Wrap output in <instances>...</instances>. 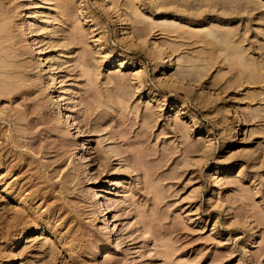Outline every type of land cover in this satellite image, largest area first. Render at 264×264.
I'll use <instances>...</instances> for the list:
<instances>
[{"label":"rangeland","instance_id":"374dc122","mask_svg":"<svg viewBox=\"0 0 264 264\" xmlns=\"http://www.w3.org/2000/svg\"><path fill=\"white\" fill-rule=\"evenodd\" d=\"M180 2L0 0V264H264V6Z\"/></svg>","mask_w":264,"mask_h":264},{"label":"bare ground","instance_id":"6f19581e","mask_svg":"<svg viewBox=\"0 0 264 264\" xmlns=\"http://www.w3.org/2000/svg\"><path fill=\"white\" fill-rule=\"evenodd\" d=\"M161 1L163 2V5H164V4H165V5H166V4L168 5V3H169V4H171V3H172V4H175V3L177 4L178 1H179V2L182 1V3L184 4L183 1H185V0H166V2L163 1V0H161ZM161 1L159 0L160 3H161ZM193 1H194V3H189V2H192V1H191V0H190V1L188 0V1H187V0H186V2H188V3H186V2H185V3H186V5H188L189 9H190V7H191V4L194 5L195 2H196V1H199V0H196V1L193 0ZM200 1H201V2H200ZM200 1H199V3H198L199 5L197 4L198 6H197V5H196V6H197V8L199 7V8L201 9V8L203 7L202 9H204V7H205L204 5H206V4H208V5H209V4H213V2H211V1H214V0H210V1L207 0L208 2H207V1H203V0H200ZM202 1H203V4H204L203 6H202ZM217 1H219V0H215V1H214V4H216V8H218L217 6H219V5H220V6H223L222 11L225 13V11L228 10V8H227L226 6L224 7V5H227L228 3L221 5V3H222V2H221L219 5H217V4L219 3V2L217 3ZM220 1H222V0H220ZM227 1H229V4L231 3L232 7H230V8H231V10H232V8H233V11H234V10L236 11V9H234L235 6L233 7V4H234L233 1H235V3L237 2L238 5H239V4H240V5L243 4V5H244V6H243L244 8H243L242 6H240V9L243 8V9H241V10H242V11H245V12H246V11H249V10H250L251 12H253V11L259 10L260 8L263 9V6H264V0H231L232 2H230V0H225V2H227ZM205 2H206V3H205ZM209 2H211V3H209ZM180 3H181V2H180ZM200 3H201V4H200ZM223 3H224V1H223ZM232 3H233V4H232ZM172 4H171V5H172ZM189 4H190V5H189ZM214 4H213V6H214ZM229 4H228V6H231V5H229ZM237 4H236V5H237ZM160 5L162 6V3H161ZM165 5H164V6H165ZM178 5H179V3H178ZM186 5H184V6H186ZM238 5H237V6H238ZM172 6H174V5H172ZM181 6L183 7V5H180V8H182ZM196 6H195V7L192 6V7H193L194 9H196ZM200 6H201V7H200ZM209 6H210V5H209ZM166 7H167V6H166ZM175 7H178V6L175 5ZM186 7H187V6H186ZM192 7H191L190 11L193 10ZM221 8H222V7H221ZM236 8H239V7H236ZM178 9H179V8H178ZM189 9H188V10H189ZM202 9H201V10H202ZM205 9H207V6H206ZM210 9H211V8H210ZM212 9H214V7H212ZM179 10H180V9H179ZM184 10H185V9H184ZM188 10H187V11H188ZM198 10H199V9H198ZM198 10H197V11H198ZM207 10H208V9H207ZM207 10H206V11H207ZM215 10H216V9H215ZM217 10H219V9H217ZM231 10H230V11H231ZM238 10H239V9H238ZM187 11H186V12H187ZM197 11H196V13H197ZM222 11H221V12H222ZM233 11H232V12H233ZM242 11H241V12H242ZM184 12H185V11H184ZM201 12H202V11H201ZM245 12H244V13H245ZM261 12H262V11H261ZM138 13H140V12L138 11ZM198 13H199V11H198ZM210 13H211V12H210ZM214 13H215V11H214ZM259 13H260V12H259ZM136 14H137V13H136ZM208 15H209V14H208ZM210 15H211V14H210ZM212 15H213V14H212ZM215 15H216V14H215ZM262 16H263V15H262ZM129 17H131V16H129ZM174 17H175V16H174ZM230 17H231V16H230ZM180 18H181V17H180ZM220 18H221V17H220ZM129 19H131V18H129ZM184 19H185V18H184ZM207 19H208V18H207ZM163 20H164V19H163ZM169 20H170V21H169ZM173 20H174V19H173ZM175 20H176V19H175ZM175 20H174V21H175ZM263 20H264V19H263ZM168 21L171 22V19L168 18V19H167V22H168ZM176 21H177V20H176ZM202 21H203V20H202ZM208 21H209V20H208ZM213 21H214V20H213ZM158 22H159V21H158ZM162 22H165V20L162 21ZM162 22H161V23H162ZM177 22H178V21H177ZM180 22H181V21H180ZM164 24H165V23H164ZM171 24H172V23H171ZM180 24H181V23H180ZM192 24H193V23H192ZM1 25H2V24H1ZM3 25H4V24H3ZM3 25H2V26H3ZM159 25H160V24H159ZM161 25H163V23H162ZM203 25H204L205 27H207V29H206L205 32H204V31H203V30H204L203 27H200V31H202V33H203V32L206 33V34H207V35H206L207 37H208V36H209V37L211 36V39L213 38L214 41H217V42L219 43V44L217 43V44H218L217 46H220L221 48L219 47V48H217V49L222 50V51L224 50L223 52L221 51L223 54L226 53V50H227V52H228L230 49H233V50H230V51H234L235 47L233 46L234 44L231 45V44H232V39L230 38V36L232 37L234 34H236V33L233 34V32L230 31L233 27H232L231 29H228V26H229V25H228V26L226 25L227 27L224 26L225 28L223 29V27H220V26H221V23L219 24L220 26H218V23H216V25H215L214 22H212V21H209V22H207V23H205V24H203ZM2 26H1V28H2ZM165 26H167V25H165ZM167 27H168V26H167ZM216 27H217V28L219 27V29H217ZM1 28H0V31H1ZM220 28H222V29H220ZM226 28H227V29H226ZM225 29H226V31H224ZM227 30H229L230 32L227 31ZM3 31H4V30H3ZM233 31H234V30H233ZM227 32H229V33H227ZM199 33L201 34V32H199ZM199 33H198V34H199ZM204 33L202 34V36H204ZM230 33H231V35H230ZM195 35H196V33H195ZM197 36H198V35H197ZM199 36H200V35H199ZM206 36H204V37L206 38V40H207V42H208V39H207ZM236 36H237V35H236ZM233 37H234V36H233ZM233 37H232V38H233ZM235 38L238 39V37H235ZM233 40H234V39H233ZM211 41H212V40H211ZM234 41H236V39H235ZM240 41H242V40L240 39V40H238L237 42H240ZM209 42H210V41H209ZM237 42H236V43H237ZM210 43H211V42H210ZM212 43H214V42H212ZM233 43H235V42H233ZM241 43H242V42H241ZM237 44H238V43H237ZM237 44H236V49L238 48V45H241V46H242V44H238V45H237ZM212 45L215 47L214 44H212ZM244 47H245V46H243V48H244ZM239 48H240V47H239ZM239 48H238V49H239ZM236 49H235V51H234L235 53L232 52L233 55H232V58L230 57V59H233V58H235V57L237 56V57H236L237 59L235 58V60H236V61L238 60V61H237L238 63L240 62V64L237 63L238 66L241 65V66H240L241 68H244V69L247 68V70H249L248 67H246V66H248V65H246V64H248L249 62H247V63L245 62L246 60L248 61V58L245 59V57H244L245 51H246V53H247V49L244 48L245 51H244V50H243L244 52H243L242 50H241V52L238 51L239 53H236V52H237ZM240 49H242V47H241ZM240 49H239V50H240ZM230 51H229V52H230ZM224 52H225V53H224ZM229 52H228V54H229ZM228 54L226 53L225 55L228 56ZM225 55H224V56H225ZM230 55H231V53H230ZM235 55H236V56H235ZM245 55H246V54H245ZM227 56H226V57H227ZM233 56H235V57H233ZM246 56H248V55H246ZM228 57H229V56H228ZM248 57H249V56H248ZM206 58H207V57H206ZM206 58H204V59H202V58H198V59H199V61H200V59H202V60L200 61V62L202 63V61L205 60ZM227 59H229V58H227ZM244 59H245V60H244ZM188 60H191V58L188 59ZM191 61H192V60H191ZM236 61H234V62L236 63ZM1 62H2V61H0V65H1ZM3 62H4V61H3ZM3 62H2V64H5V63H3ZM203 62H205V61H203ZM196 64H197V63H196ZM203 64H204V63H203ZM207 65H208V64H207ZM249 65H250V67H251V64H249ZM194 66H195V65H194ZM198 66H199V65H197V70L200 69V68L198 69ZM242 66H243V67H242ZM253 66H254V65H252V67H253ZM5 67H6V66H5ZM204 67H207V66H204ZM250 67H249V68H250ZM191 68H192V67H191ZM191 68H190V69H191ZM193 68H195V67H193ZM253 68L256 69L257 67H253ZM166 69H168V66L166 67ZM186 69H187V68H186ZM186 69H185V71H186ZM195 70H196V69H195ZM200 70H201V69H200ZM187 71H188V70H187ZM187 71L184 72V73H188V74H189V72H187ZM255 71H257V70H254V71L250 70V73L255 72ZM257 72H258V71H257ZM192 73H193V72H192ZM188 74H187V75H188ZM197 74H199V73L197 72ZM201 74H202V73H201ZM201 74H200V75H201ZM254 74H255V73H254ZM260 74H262V73L260 72ZM260 74L258 75V77L261 76ZM200 75H199V76H200ZM204 75H205V74H204ZM252 75H253V74H252ZM256 75H257V74H256ZM188 76H189V75H188ZM193 76L195 77V73H194ZM193 76H192V77H193ZM199 76H197V78H199ZM201 77H202V76H201ZM51 79H52L53 81H56V80H57V78H56V74H52V75H51ZM196 80H197V79H196ZM58 91H61V90H58ZM60 94H61V93H60ZM60 98H61V95H59L54 101L56 102L57 107L62 109V105L60 104V100H59ZM63 115H64V114H63ZM65 116L67 117V124H68L69 126H73V124L71 123V122H72V121H71V117H72V116L69 115V114H67V113H65L64 117H65ZM98 194H99L100 199H101V197H103V192H99ZM106 219H107V221H108V224L110 225V222H111L110 218L108 217V218H106ZM21 240H22V234L19 235L17 242L19 243Z\"/></svg>","mask_w":264,"mask_h":264}]
</instances>
